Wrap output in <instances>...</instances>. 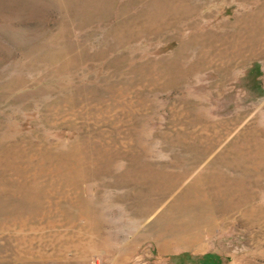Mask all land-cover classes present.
<instances>
[{
	"label": "rangeland",
	"instance_id": "rangeland-1",
	"mask_svg": "<svg viewBox=\"0 0 264 264\" xmlns=\"http://www.w3.org/2000/svg\"><path fill=\"white\" fill-rule=\"evenodd\" d=\"M0 264H264V0H0Z\"/></svg>",
	"mask_w": 264,
	"mask_h": 264
}]
</instances>
